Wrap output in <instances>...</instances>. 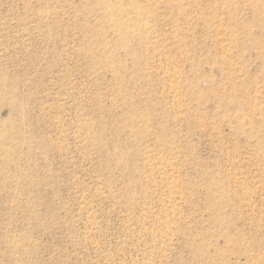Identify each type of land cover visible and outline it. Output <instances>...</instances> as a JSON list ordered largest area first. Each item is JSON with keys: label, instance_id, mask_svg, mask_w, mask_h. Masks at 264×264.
<instances>
[{"label": "rangeland", "instance_id": "rangeland-1", "mask_svg": "<svg viewBox=\"0 0 264 264\" xmlns=\"http://www.w3.org/2000/svg\"><path fill=\"white\" fill-rule=\"evenodd\" d=\"M114 1L0 0V79L32 85L11 91L0 264H264V0H141L163 33L122 43Z\"/></svg>", "mask_w": 264, "mask_h": 264}, {"label": "bare ground", "instance_id": "bare-ground-1", "mask_svg": "<svg viewBox=\"0 0 264 264\" xmlns=\"http://www.w3.org/2000/svg\"><path fill=\"white\" fill-rule=\"evenodd\" d=\"M24 2L26 0H23ZM114 1V0H113ZM140 1L141 0H117L115 3L112 4L111 8H110V12H109V16L111 19H114L112 17H116L117 14H123V17H125V19H127V21H124V23L122 24V26L120 24H116L115 25H111L113 28L112 30L116 33V36L117 38H120L121 40V43H122V39L125 38V35L127 33H130L132 32L133 33V36L139 40H143L144 37H146L148 35H155V34H160V33H163V31L160 30V26H159V22H155L156 19H155V14L153 12H150L149 14H146L145 13V10L141 7V4H140ZM199 0H197L198 2ZM215 2H218L217 0H214ZM248 1V0H247ZM199 3V2H198ZM197 3V4H198ZM249 3V1H248ZM174 2L172 0H164V7H163V11H162V14H170V12H172L174 10V6H173ZM179 4V3H178ZM250 5V9L252 11H254L255 13V16H254V21L256 23H258L259 25L263 24V18L261 16H263V12L261 11V5L260 4H255L253 7L251 6V4L249 3ZM177 9L179 11H185V9L183 8L182 4H179L177 5ZM148 9V8H147ZM156 10V9H155ZM35 15V14H34ZM163 16V15H162ZM34 17V16H33ZM124 19V20H125ZM147 20H150L151 22L154 23L155 26L153 27H149L147 26V23L145 21ZM159 20V19H158ZM162 21L163 23H160L162 25H164L165 27L169 26L170 25V21L168 19L165 20V17H164V20L162 18ZM150 26L152 25L151 23L149 24ZM247 27V26H245ZM144 28V31H142V29ZM163 28V27H162ZM247 34V33H246ZM248 34H250V31H248ZM161 35V34H160ZM147 37V40H148V43L150 44V42H153L154 41H151V38L148 39ZM146 40V39H145ZM176 46V45H175ZM242 49H243V46H241ZM130 52V51H128ZM84 53V52H83ZM166 60V59H165ZM161 62V61H160ZM181 66V65H180ZM177 67V66H176ZM193 67V66H191ZM179 68V67H178ZM177 68V69H178ZM181 69V67H180ZM180 69L177 70L176 72V75L179 76L177 73L180 72ZM221 70V68H219ZM175 70V69H174ZM173 70V71H174ZM171 71V70H170ZM176 71V70H175ZM179 71V72H178ZM182 71V70H181ZM169 72V71H168ZM167 72V73H168ZM166 73V74H167ZM170 75V72L168 73ZM168 75V76H169ZM172 75V74H171ZM175 74H173L172 76L175 78H177V76L175 77L174 76ZM4 76L1 77L0 79V108L2 111H4L5 109L8 110L7 111V114H8V118L7 120L3 119L5 116L2 115V111L0 113V158L2 160H4V162L6 164H8L10 162V153H11V148L8 147V141L10 139V137L13 135V131H9V127L12 122H13V116L15 114V111L17 109V106H15V102L13 100V98L11 97V91L13 89L14 86H20L21 88V92H22V98H23V104L27 103V101L29 100V98L32 97L31 93L30 92H27V93H24L23 89L26 91L28 90V88L30 89V86H32L30 83H27V81H24V80H17V81H14V82H9L5 79H3ZM172 80V79H171ZM174 81V80H172ZM171 81V82H172ZM178 82V80H177ZM175 83V82H174ZM176 85V83L174 84ZM174 85H171L173 86V88L175 89ZM177 86V85H176ZM171 88V91L172 89ZM178 88V87H176ZM180 88V87H179ZM180 90V89H179ZM32 91V90H31ZM170 91V90H169ZM174 91V90H173ZM176 91V90H175ZM33 92V91H32ZM168 95H169V92H168ZM174 95V94H173ZM180 95V94H178ZM172 97H175V96H172ZM177 97V96H176ZM170 98V96H169ZM173 99V98H172ZM178 97L175 99L177 100ZM175 100L173 102H175ZM177 103H178V106L181 105L179 103L181 102H178L177 100ZM34 105V104H33ZM35 108L38 107V105H34ZM23 110V108H21ZM181 109V108H180ZM177 112V111H176ZM179 113V112H178ZM255 113V112H254ZM180 120H182V122L184 121L183 119L180 118ZM177 124V123H176ZM82 126V125H81ZM247 126V125H246ZM229 127H232L231 124H229ZM245 127V123L242 121L239 123V126L237 127V132H241L244 130ZM239 128V130H238ZM83 129V128H82ZM154 132V131H153ZM146 133V132H145ZM148 136V135H146ZM149 137V136H148ZM157 142V141H156ZM155 142V144H156ZM156 147V146H155ZM255 151L258 153V155L260 157H262V159H264V145H263V142H260V141H257V143H255L253 145ZM185 164V163H184ZM1 168V167H0ZM3 173V168L0 169V174ZM168 177H166L167 179ZM168 180V179H167ZM164 181H166L164 179ZM169 181V180H168ZM172 182V181H171ZM210 186L208 188H210V190H208L209 194L208 195H211L213 194V199L214 201L211 202L209 205V208L211 209V211L213 212L214 214V224L218 225L221 221L225 220V213H224V209L226 207V200L224 199V192L218 187H216V185H218V183L215 182V180H211L210 182ZM192 185V183H190ZM171 185V184H170ZM169 185V186H170ZM180 185H182L180 183ZM185 185V184H184ZM175 186V185H174ZM177 186V185H176ZM175 186V187H176ZM212 187V188H211ZM239 186H235L234 189L238 188ZM170 189H172L171 187H169ZM228 188V187H227ZM169 190V189H168ZM190 190L191 191H196V185L193 184L191 187H190ZM227 191V189H226ZM170 192V191H169ZM172 193V191H171ZM175 194V192H173ZM170 194V193H169ZM218 194L221 195V198L219 199L218 197ZM176 197V196H175ZM173 198V197H172ZM170 199V197H169ZM176 199V198H175ZM165 202V201H164ZM171 202V201H170ZM173 202H175V200H173ZM166 204V203H165ZM170 205V204H169ZM168 205V206H169ZM175 205V204H173ZM248 206H250L248 204ZM174 207V206H173ZM177 207V206H176ZM169 208V207H168ZM175 209V208H173ZM169 214V213H168ZM167 215V214H166ZM176 215V214H174ZM168 216V215H167ZM177 216V215H176ZM173 217V216H172ZM175 217V216H174ZM179 217V216H177ZM166 218V217H165ZM172 219V218H171ZM180 219V218H179ZM165 220V219H163ZM170 220V219H169ZM178 220V219H177ZM172 220H170L171 222ZM174 221V220H173ZM173 224V222H171ZM174 223H176V220L174 221ZM164 223H162L163 225ZM230 223H227L228 226ZM165 225V224H164ZM171 226H175V225H171ZM163 227V226H162ZM229 228V227H228ZM231 229H233L232 226H230ZM164 229V228H163ZM176 229V228H174ZM235 229V228H234ZM163 231V230H162ZM233 231V230H232ZM238 233H241L242 231L237 228L236 230ZM162 233V232H161ZM172 233V232H171ZM232 233V232H231ZM163 234H166V233H163ZM168 234V233H167ZM173 234V233H172ZM171 234V235H172ZM161 235V234H160ZM159 236V235H158ZM173 236V235H172ZM175 236V235H174ZM157 237V236H156ZM161 237V236H160ZM165 237V236H163ZM162 237V238H163ZM169 237L170 236V232H169ZM167 238V237H166ZM220 238H223L225 243L227 244H231V240L229 238V235L227 234H223L220 236ZM173 239V238H172ZM160 240V239H159ZM158 241V239H157ZM168 241V240H167ZM170 241V239H169ZM232 241L236 242V245L238 246V240H233ZM159 242V241H158ZM157 242V243H158ZM164 245V244H163ZM167 245V244H166ZM159 247V245H157ZM169 246V245H168ZM156 247V245H155ZM153 248V247H152ZM151 248V249H152ZM157 248V247H156ZM161 248V247H160ZM162 249V248H161ZM164 251V250H163ZM217 251L221 252V258L220 259H217L216 258V262L218 264L221 263V261H224L226 260L227 262L229 261L231 263V261H234L235 263L237 264H240L242 263L243 260H246V262H250L252 260V256L250 255L249 252L247 251H244L241 250L240 248L237 249V251H232L230 253H227L226 250L224 249H219L217 248ZM148 260V258H146ZM145 259V260H146ZM153 260V259H151ZM228 262V264H230ZM246 263V264H247Z\"/></svg>", "mask_w": 264, "mask_h": 264}]
</instances>
